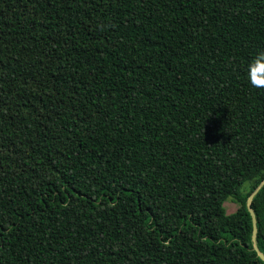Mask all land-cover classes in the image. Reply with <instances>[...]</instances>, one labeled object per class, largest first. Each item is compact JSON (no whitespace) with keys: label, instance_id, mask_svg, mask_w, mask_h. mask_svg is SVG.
I'll list each match as a JSON object with an SVG mask.
<instances>
[{"label":"trees","instance_id":"1","mask_svg":"<svg viewBox=\"0 0 264 264\" xmlns=\"http://www.w3.org/2000/svg\"><path fill=\"white\" fill-rule=\"evenodd\" d=\"M263 179L264 0H0V264H264Z\"/></svg>","mask_w":264,"mask_h":264},{"label":"water","instance_id":"2","mask_svg":"<svg viewBox=\"0 0 264 264\" xmlns=\"http://www.w3.org/2000/svg\"><path fill=\"white\" fill-rule=\"evenodd\" d=\"M264 185V179L259 183V185L253 190V192L249 195L248 199H247V208L251 214V218H252V226H253V231H252V242H253V249L257 252L258 256L264 260V254H262L257 246L256 243V230H257V226H256V216L254 211L251 208V200L253 198V196L255 195V193H257V191Z\"/></svg>","mask_w":264,"mask_h":264},{"label":"rangeland","instance_id":"3","mask_svg":"<svg viewBox=\"0 0 264 264\" xmlns=\"http://www.w3.org/2000/svg\"><path fill=\"white\" fill-rule=\"evenodd\" d=\"M224 208L227 214L233 213L237 208V203H235L231 199H227L224 202Z\"/></svg>","mask_w":264,"mask_h":264}]
</instances>
